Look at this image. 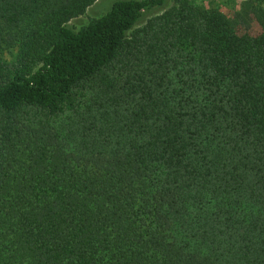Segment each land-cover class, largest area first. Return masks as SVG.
<instances>
[{
	"label": "trees",
	"instance_id": "1",
	"mask_svg": "<svg viewBox=\"0 0 264 264\" xmlns=\"http://www.w3.org/2000/svg\"><path fill=\"white\" fill-rule=\"evenodd\" d=\"M95 1L0 0V264H264V0Z\"/></svg>",
	"mask_w": 264,
	"mask_h": 264
},
{
	"label": "rangeland",
	"instance_id": "2",
	"mask_svg": "<svg viewBox=\"0 0 264 264\" xmlns=\"http://www.w3.org/2000/svg\"><path fill=\"white\" fill-rule=\"evenodd\" d=\"M114 0H96L91 4L83 14L71 19L68 25L78 30L83 25L91 21L92 19L100 16L106 10ZM203 3L207 7H217L223 13H225L230 18L236 21V31L238 33H249L251 35H256L260 32V27L258 23L254 20L251 13L252 0H196ZM12 54L7 53L6 58H13ZM73 115L70 112L65 113L58 118L53 119L55 121L56 127L66 128L73 125Z\"/></svg>",
	"mask_w": 264,
	"mask_h": 264
}]
</instances>
